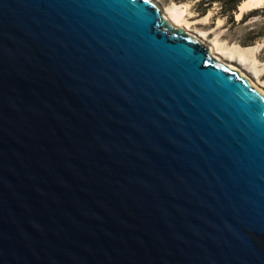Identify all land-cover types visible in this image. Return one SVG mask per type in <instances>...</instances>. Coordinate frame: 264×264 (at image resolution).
<instances>
[{
	"label": "water",
	"instance_id": "obj_1",
	"mask_svg": "<svg viewBox=\"0 0 264 264\" xmlns=\"http://www.w3.org/2000/svg\"><path fill=\"white\" fill-rule=\"evenodd\" d=\"M156 0H0V264H264V92Z\"/></svg>",
	"mask_w": 264,
	"mask_h": 264
},
{
	"label": "rangeland",
	"instance_id": "obj_2",
	"mask_svg": "<svg viewBox=\"0 0 264 264\" xmlns=\"http://www.w3.org/2000/svg\"><path fill=\"white\" fill-rule=\"evenodd\" d=\"M156 1L163 12H168V9L175 3L181 4L180 6L183 7L181 9L185 10L183 17L189 22L191 34L199 37V40L209 47L214 40L219 41L227 48V54H222L225 59L231 53L230 49H234L236 45L242 47L254 46L253 51L249 53L250 59L241 61L235 53L233 57L235 59L232 63L239 67V70L245 71L254 82L264 89V35H260L264 32V16L260 15L262 11H259V14L246 17L251 10L264 7V3L256 8L245 10L241 17L237 18V13L240 12L239 5L233 12L232 20L226 14L221 13L218 2H214L203 14L199 11L201 8L197 6L200 0Z\"/></svg>",
	"mask_w": 264,
	"mask_h": 264
},
{
	"label": "bare ground",
	"instance_id": "obj_3",
	"mask_svg": "<svg viewBox=\"0 0 264 264\" xmlns=\"http://www.w3.org/2000/svg\"><path fill=\"white\" fill-rule=\"evenodd\" d=\"M263 3H264V0H243L242 3L240 4V12L237 13V18H240L242 13L245 10H248L254 7L256 8L257 6H260ZM180 5L181 4L175 3L170 9H168V12H163V11L162 12L169 19V21L172 24H174L176 27H183L186 31L190 32L191 30L189 29V22L185 20L183 17L185 10L181 9L183 7ZM195 37L199 39V37L197 36ZM253 48L254 46L242 47V46L236 45L234 46V49H230L231 53L229 54L228 58L225 59L222 54H225V55L227 54L226 52L227 48L223 44H221L217 40H214L210 46V50L213 56L218 57L224 64H226L231 69H234L239 75L244 77L246 80H248L250 83H252L257 88H259L261 91L264 92V89L261 87V85L259 86L256 82L252 80V78L245 71L243 72L239 70V67L235 66V64L232 63V61L235 59L233 58L235 56V53H237L241 61L250 59L251 56L249 55V53L253 51Z\"/></svg>",
	"mask_w": 264,
	"mask_h": 264
},
{
	"label": "trees",
	"instance_id": "obj_4",
	"mask_svg": "<svg viewBox=\"0 0 264 264\" xmlns=\"http://www.w3.org/2000/svg\"><path fill=\"white\" fill-rule=\"evenodd\" d=\"M175 1H185V0H175ZM243 0H200L197 3L198 8H201L199 11H201L203 14L206 13L207 8H209L214 2H218L220 4V10L221 13L226 14L230 19L233 20V12L237 9V7L241 4ZM262 11L260 15L264 16V7L262 8H256L251 10L250 13L247 14L246 17L259 14L258 12ZM264 35V32H262Z\"/></svg>",
	"mask_w": 264,
	"mask_h": 264
}]
</instances>
